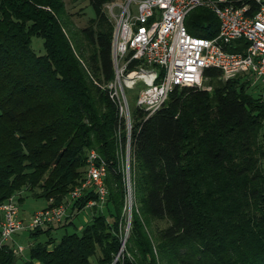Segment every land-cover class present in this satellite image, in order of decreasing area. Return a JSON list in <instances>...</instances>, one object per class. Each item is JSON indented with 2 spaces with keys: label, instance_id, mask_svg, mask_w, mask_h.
Segmentation results:
<instances>
[{
  "label": "trees",
  "instance_id": "trees-1",
  "mask_svg": "<svg viewBox=\"0 0 264 264\" xmlns=\"http://www.w3.org/2000/svg\"><path fill=\"white\" fill-rule=\"evenodd\" d=\"M107 1L89 0L94 18L81 31L91 45L84 55L65 30L63 0H0V205L26 191L46 201L45 207L57 206L83 181L88 152L111 163L103 210L88 209L91 223L77 230L75 218L96 199L87 192L61 223L21 232L48 238L30 246L24 264H92L94 258L96 264H113L121 246L125 189L118 160L126 134L115 102L102 88L114 78ZM231 2L248 5L250 13L258 8L253 0ZM185 26L195 37L213 39L219 32L217 16L206 8L190 12ZM33 37L42 39L44 55L33 52ZM206 79L211 92L175 87L147 119L133 105L130 154L140 210L170 221L158 250L172 262L264 264V167L258 146L264 104L246 93L244 76L222 82L220 71L209 68ZM133 212L131 258L123 255L114 264H159ZM67 227L72 232L53 240V232ZM16 236L21 235L0 246V264H19L11 246Z\"/></svg>",
  "mask_w": 264,
  "mask_h": 264
},
{
  "label": "built area",
  "instance_id": "built-area-1",
  "mask_svg": "<svg viewBox=\"0 0 264 264\" xmlns=\"http://www.w3.org/2000/svg\"><path fill=\"white\" fill-rule=\"evenodd\" d=\"M253 1L258 8L251 13L248 5L235 6L231 0H108L103 5L106 15L114 21V78L102 88L109 91L124 121L125 156L121 154L119 167L125 189L124 212L129 219L134 208L129 165L133 125L124 89L141 85L135 106L147 119L164 106L175 87H203L205 69L219 70L225 81L244 76L264 87V0ZM197 8H206L217 16L219 32L215 38L188 33L185 19ZM109 164L97 152H88L83 181L59 205L45 207L30 216L20 214L15 197L2 203L0 246L17 233L61 223L87 192L96 199H90L85 210L102 211L108 198L105 178Z\"/></svg>",
  "mask_w": 264,
  "mask_h": 264
},
{
  "label": "rangeland",
  "instance_id": "rangeland-1",
  "mask_svg": "<svg viewBox=\"0 0 264 264\" xmlns=\"http://www.w3.org/2000/svg\"><path fill=\"white\" fill-rule=\"evenodd\" d=\"M65 4V16L64 21L66 22L65 30L67 31L69 37L72 40L73 46L77 53H79V50L84 49L83 53L86 55L91 48V45L87 42L84 33L81 31L89 26V21L94 18V11L89 6V0H63ZM104 10V9H103ZM105 12V11H104ZM108 21L112 24V27L114 28V21L110 19L108 16ZM31 48L33 52L38 55H44L45 50L43 47V41L40 38L33 37L31 40ZM220 81L226 82L224 79H221ZM243 82V80H241ZM213 84L217 85L218 81L213 80ZM203 87L202 89L207 90L208 92L212 91L211 85H209V80H203L202 82ZM141 85L138 84L135 86V89H124L125 95L127 97L131 115H132V108L133 105H135L136 98L138 95V90L140 89ZM244 90L246 93L252 98L260 99L259 101L263 103L264 99V87H262L257 82H254L253 79L249 80L248 84L245 85ZM264 104V103H263ZM134 124V119L132 118V125ZM264 124V123H263ZM258 146L260 148L262 157H261V164L264 167V125L259 133L258 138ZM123 156H125V152H123ZM119 157V163H120ZM121 164V163H120ZM129 165H130V175L131 180L133 181V203L134 208L132 209L133 216H136L142 221L145 231L150 238L152 244H153V250L156 256L159 257V264H179L178 262L170 261L166 256L160 255L158 250V243L160 242V234L161 232L166 229L170 225V221L168 219H155L150 218L146 215H144L141 210V204L137 200V195L135 194V182L133 178V159L129 152ZM80 184V183H79ZM18 199H22V202L20 201L19 208H20V214H23V216H30L34 214L38 209H41L42 207L46 206V201L43 199H35L32 197V195L29 192L21 191L17 194ZM15 198V199H17ZM124 199V197H123ZM121 221L119 226V232H120V238H121V246L119 249L118 254L116 255L115 259L118 260L119 257H123V255L130 256V254L127 253L128 248L130 247L131 243L127 242L130 240L131 236V225H132V216L129 219V215L124 212V202L122 207V213H121ZM92 221V212L90 210H83L80 212V214L75 218L74 226L77 228L78 231H80L83 227L88 224H90ZM65 232H72V228L67 227V229H59L53 232L52 238L53 240H57L60 235H63ZM21 236H16L15 243L12 242V247L16 250V259L19 264H24L29 260L28 258V250L30 246L36 242H46L48 240L47 237L41 236L38 239H32L28 234L26 233H20ZM131 242V240H130ZM19 247L22 248V250H19ZM99 255V253H98ZM162 256V257H161ZM114 259L113 264L116 262ZM38 264V263H35ZM92 264H96V258L92 259Z\"/></svg>",
  "mask_w": 264,
  "mask_h": 264
},
{
  "label": "crops",
  "instance_id": "crops-1",
  "mask_svg": "<svg viewBox=\"0 0 264 264\" xmlns=\"http://www.w3.org/2000/svg\"><path fill=\"white\" fill-rule=\"evenodd\" d=\"M44 207H42L41 209H43ZM38 210H40V209H38Z\"/></svg>",
  "mask_w": 264,
  "mask_h": 264
},
{
  "label": "water",
  "instance_id": "water-1",
  "mask_svg": "<svg viewBox=\"0 0 264 264\" xmlns=\"http://www.w3.org/2000/svg\"><path fill=\"white\" fill-rule=\"evenodd\" d=\"M116 260V259H115Z\"/></svg>",
  "mask_w": 264,
  "mask_h": 264
}]
</instances>
